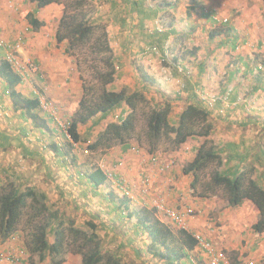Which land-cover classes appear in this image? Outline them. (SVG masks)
Returning a JSON list of instances; mask_svg holds the SVG:
<instances>
[{
	"label": "trees",
	"instance_id": "obj_1",
	"mask_svg": "<svg viewBox=\"0 0 264 264\" xmlns=\"http://www.w3.org/2000/svg\"><path fill=\"white\" fill-rule=\"evenodd\" d=\"M95 1L97 4L114 3L111 0H29L35 5V9L26 15L33 30L38 31L44 26V22L36 17L37 12L52 4L61 5L63 14L58 22L56 41L58 44H66L65 53L76 59V66L80 69L83 64L85 68L91 64L95 65L92 68L93 74L96 75L101 88L92 93L88 92V87L85 86L86 79L81 77L84 91L74 110L73 117L67 120L69 138L56 127L57 123H55V127L51 126L52 117L42 115L38 97L25 96L17 89L23 82L22 75L13 70L10 62L0 50V79L6 85L14 109L21 111L24 121H30L34 125L33 127L39 131L43 130L52 137L62 134L66 141L65 144L71 148L74 145L70 139L75 144L87 143V149L94 153L107 151L116 144L122 145L123 150L130 149L128 141L137 132L139 122L144 124V137L150 146L149 152L157 151L159 144L163 143H167L170 149H179L191 139H204L194 159L182 170L184 175L192 177L191 191L193 195H196L197 186L201 183V173L213 163L223 166V155L226 152L224 149L214 147L211 141V146L207 147L209 145L208 138L210 139L213 131L209 111L200 102H190L184 105L177 120L172 121L171 115L175 104L173 101L163 99L160 103L152 104L153 101L146 97L144 90L129 92L127 88L120 90L109 88L116 82L118 68L109 42L107 27L97 21L94 16L96 11L93 3ZM122 1L117 4L127 6L124 13H128L131 17L136 14L139 20V24H136V27L140 25L137 28L138 38L136 37L135 41L142 46L141 49L139 48L140 50L147 47L152 53L162 56L167 50L166 44L169 37H175L177 43L180 39L185 41L195 31L191 25V15L196 5L191 4L186 7L187 18L191 20L190 31L187 33L178 32L177 26L175 29L178 9L185 0ZM189 1L192 4H197L200 0ZM128 19L129 17L121 18L124 22ZM156 22L161 27L157 26L152 31L148 23L156 24ZM232 30L224 25L221 27V24L217 28L216 25L210 33V38L214 39L225 33V36L231 37V39L223 41V45L235 50L238 36ZM188 55L195 56L196 53L191 50ZM180 58L176 55L174 61L164 63L171 69L173 64H176V73L187 75L186 69L184 72H178ZM88 70L89 68L86 69V71ZM137 71L142 84H153L154 81L145 75L139 66ZM37 87L39 93L42 94V89ZM183 90L185 89H181V91ZM122 107H127V112L122 116L117 115L118 110ZM111 116L112 118L116 116L117 119L112 121L110 120ZM93 119H99L98 124H103L104 129L97 134L95 141L91 142V139H86L79 132V126L87 125ZM91 136L90 133L87 138ZM54 152L58 157L65 158L67 156L62 153V148L56 145H54ZM229 152L231 154L229 155V164H233L232 162L237 160L236 153L231 150ZM75 157L71 156L70 162L63 159L61 166L75 167L74 163L76 165L77 162V157ZM229 167L211 174L205 192H216L218 189H223L228 206L231 208L240 207L245 202L252 203L259 212V219L252 228L255 235L260 236L264 234V188L260 183L253 181L250 178V173L246 170H237V167L235 169L230 165ZM79 176L81 179V172H79ZM84 180L91 185L92 190L98 196L97 198L101 197L105 203L113 206L112 213L116 216L115 218L128 222L130 228L134 230V239L141 237L144 241L143 247L135 249V253L140 259L147 258L151 264H207L206 261L203 263L200 258L196 259L194 251L198 247V241L190 231L173 229L166 223V219L157 215L154 208L146 206L141 209L131 208L132 201L122 192L116 194V191L112 190L110 192L114 193L113 195L99 194L103 193L99 189L109 181L108 174L104 169L97 167L86 171ZM37 193L34 189L21 190L12 182L0 187L1 241L4 242L12 238L23 219L26 218V246L30 256H39L38 260L41 264H64L69 253L79 255L81 257L80 264H134L125 261L118 251L105 249L98 233L99 224L94 220H88L85 223L86 228L79 227L75 220L66 219L58 212L49 211L46 196ZM29 201L31 202L29 203ZM52 236L53 242L50 243L49 239ZM47 256H49V261L43 263ZM26 264L36 263L29 259Z\"/></svg>",
	"mask_w": 264,
	"mask_h": 264
},
{
	"label": "crops",
	"instance_id": "obj_2",
	"mask_svg": "<svg viewBox=\"0 0 264 264\" xmlns=\"http://www.w3.org/2000/svg\"><path fill=\"white\" fill-rule=\"evenodd\" d=\"M4 1L5 0H0V34L4 29L2 26L5 19L8 17L12 18V11L9 8L11 6H15V3L11 2V6L9 5L10 7H8V3H5ZM111 1H113L114 3L104 4L103 2V5L97 4V2L95 1V4H97V11L94 15L95 18L99 21H103L105 18H109L113 23L119 21L120 26L115 28V31H113L112 33L113 35H111L110 33V26L108 28L110 38L112 37L114 40H120V37L122 35L126 36V34L129 32L130 37L135 36L138 38L137 28L140 25L136 27V24H139V20L136 14H133V16L131 17L128 15V13H124L127 6L117 4L118 2H123L122 0ZM252 1L254 2V4L250 7L249 0H239L240 4L247 10V13L249 14H243L244 17H238L237 13L235 16H237L236 20L237 22L239 21V23L230 21L233 23V28L230 29H233V33L238 36V44L235 50H233L229 46L223 45V41L231 39V37L225 36V33L216 36L214 39L210 38V33L217 25L213 22L214 14L217 13L213 12V10H215V7H211L210 9V6L206 7V3L203 4L204 9L202 6L195 7V12L191 16V25L195 28V31L188 39H186V42L189 41V46L191 45L190 50H194V53H196V55L190 56L188 59L184 60L183 63L179 62V64L183 66L186 65L185 69L186 71H188L187 75L177 74L176 64H173L172 69L165 65H162V62H172L174 61V58H176L175 37H169V41L166 44L167 50H165L164 55H162L163 57L158 53H152L147 47L140 50V47L142 46H139L137 49L136 46L138 45V42H135L136 46L135 44L130 45V47H133V50L129 51V58H126V56L122 57L120 54L119 56H117L116 54L115 59L116 62L119 63L125 62L130 64L131 62H133L137 65V62H140L139 67L142 69V72L154 81L153 84L147 83L148 85L142 84L139 79L134 82L135 79L133 80L132 77L130 78V76H132L134 73H131L130 75L122 73L128 72L126 71L127 69L125 68V66L123 65L121 69L117 66L118 70L120 69L117 76H121V80H125V88L132 89L133 85L138 86L141 84V90L144 89V92L148 91V94L150 95L149 100L154 102L163 101V99H168L169 97L172 98V101L175 104L180 103L179 101L181 100L182 104H187L190 102H200L202 105H204L210 113V122L213 125V131L210 138L214 141L215 139L218 141L219 148L221 150H226V152L224 153L225 155H223V167L228 168L230 165L235 169L237 167V170H246L250 173V178L257 183H260V185H262L264 188V64H262V62H264L263 29L259 32V35L261 37L259 35L255 36L254 38L251 37L253 35H256L254 31L257 26L254 23H258L260 27H264V17L259 16V12L264 10V0ZM221 2H225V6L223 9H227V12L233 10L234 8H237V6L232 5V0H221ZM188 5H190V3L186 5L184 3L181 4L176 15L177 21L175 20V29L176 25L178 23H181V27L177 29L178 32L180 31L181 33H187L190 31L189 26L191 20H188L186 16V6ZM16 8H21V12L19 13L18 18L21 17L27 20L26 15L29 12L34 11L35 5L30 3L29 0H22L18 2ZM106 8L110 9V13H112L111 15L105 16ZM209 9L210 11H208ZM62 14L63 7L59 4H52L37 12L36 17L44 23H50L51 21H53L54 23L56 22L58 24ZM254 14L258 15L254 16L255 18L248 16ZM221 15L225 16L228 14L222 13ZM126 17H129L128 21L124 22L123 20H121V18ZM245 22L249 23V26L244 25ZM128 26L129 29H127V33H122V31H124ZM148 26L152 31H154L157 27L155 23H148ZM148 26L146 25V27ZM29 27L31 28H29V30H31L30 32H35L37 34L38 31L41 32V29L44 26L38 31L33 30L30 24ZM122 27L124 28V30H122ZM250 31H253V33H251ZM52 41L65 53V43H63L65 45L58 44L56 39ZM199 41L203 44L199 43ZM186 42L184 44H186ZM123 50L126 53L125 55H128V44L125 45V48ZM138 52H141V54H138ZM44 67L47 74V79L43 83L48 80V85H46L44 89L41 86L40 88L43 92L44 90L47 91L45 93L46 96L47 94H49V97L54 101L58 100L63 104L62 101L66 102L65 97L70 95L68 93L69 87H67V78H65L64 72L65 63H63V61H57V59H55L54 57H49ZM132 72L138 73L136 66L133 68ZM0 84V107H2L4 110L7 109L5 112L0 110V122H3L9 117L13 118L8 121L10 124L8 134L5 131L3 132L1 130V127H3V125L0 124V170L3 172V174L10 176L12 174V171H14V163H17L18 165L19 162L22 164H24L25 162L27 166L22 168L24 170L22 171V175L19 176L15 171L14 175L11 176H14V178L17 180L20 179L19 182L33 183L31 186L33 188L30 189L35 190L39 188L40 190L38 189L39 191L37 194H44L46 196V203L49 211H55L61 214L57 208H59V205H63L64 199L71 200V203L68 202V208H70V206H73V208L75 209L81 210L82 208L83 210H85L87 209V207L92 205L96 208V213H94L93 209H91L92 211H87L86 213L88 214V216H91L89 220H94V222L98 223L97 219L105 214L110 222V226L106 225L105 228L111 230L112 232H115L114 235H116L118 233L117 229L119 228V230H122L123 228L122 226L116 228V226H119L122 222L120 223V219L115 218L116 216L113 215V206L105 203V201L101 197H99L100 199L97 198L98 196L96 195L94 190H92L91 185L85 182L84 175L86 171L85 173H83L80 169H78L79 163L78 159L76 158L77 153L72 152V150L74 151V149L65 144L66 141L62 134L52 137L43 130H40L39 134L36 135L35 133L30 132L29 127L27 128V126L32 125V123L30 121H24L22 116L23 113L14 109L13 102L9 97L8 90H6V85L1 79ZM26 88V84H24L23 81L17 89L25 96H35L34 93L30 92ZM181 89L189 90L181 91ZM133 90H135V88H133ZM212 97H216V102L214 107L210 108L207 104V101H210ZM176 98L178 99L177 101ZM126 112L127 107H122L120 108V110H118L117 115L122 116ZM7 113H9L8 116ZM44 113V115L42 114L44 117H51L48 113ZM14 118L22 119V123L18 127H16L14 124ZM110 120L114 121L115 118H110ZM98 122L99 119L91 120L90 127L88 126L89 129H86L87 127L80 125L79 132L81 133V130H84V132L81 133L83 137H85L86 139H94L95 135H97L104 129L103 125L102 127H100V129L95 130V128L98 127L96 126ZM53 123L51 124V126L55 127V122L53 121ZM22 128H25V130H22ZM90 128L92 129L90 130ZM228 129L232 131L229 132ZM90 133H92V136L90 138H87V135H90ZM54 145L62 148V153L66 154L67 156H65V158H63V156L58 157L54 152ZM12 147L15 148V151L14 149H12ZM120 148L124 147L120 145ZM229 150L236 153L237 160L233 161V164H229V155H231ZM9 151H12V156L8 153ZM69 152L71 154H68ZM71 156H76L75 158L77 159V162L75 161L76 165L74 163L75 167L65 168L64 166H61L63 162L62 160L65 159L66 161L68 160L70 162L69 158ZM6 161L12 162V164L7 163ZM159 161V164L167 163L160 158ZM159 164H149V175L146 170H141L139 175H142V172H145L147 176H150L152 178L153 183L151 184V191L152 197L154 199H164L168 195H175L176 206H179L177 195L180 188H178L177 185L179 186L180 184L174 181V178L171 174H169V172H161ZM119 165H123V163L121 162L119 163ZM59 167L61 169H64V171L66 172L62 176L60 172L56 173L59 171ZM127 168L129 169V178L130 180H132L131 184L132 186H134L132 188H135L136 192H140V189L142 187V178L145 175H142L140 179L138 178L139 166L133 167L131 165H127ZM68 171H71L70 176L68 175ZM74 171L75 175L73 177L72 172ZM79 172H81L82 175L81 179L79 176ZM17 180H13L10 182L15 184L14 181ZM68 180L72 181V185L74 184L75 186L76 184V186H78V193H66V189L70 188V183L68 182ZM47 182L50 183L49 186L55 188V186L58 185L62 188V190L60 189L58 193H49L47 190H50L51 187H47ZM112 184L114 183H112L111 180L108 181L103 187L99 189L100 192H103L99 194L105 196H109L110 194L113 195L114 193L110 192L114 190L111 187ZM168 185H174L177 192L174 190V193H167L166 187ZM170 191L171 190H169V192ZM59 199H61L62 201H60ZM30 202L31 201H29V203ZM243 205H241L240 207H242ZM51 207H54L55 209H51ZM147 207L151 208L150 205H147ZM108 212L110 213L109 215ZM196 221L197 220L190 222L192 230L194 231L199 228L203 229L205 224L202 225L203 222L201 220L199 221V223H195ZM99 222L102 223V220H100ZM227 229L228 228H225L223 232H225ZM229 233L230 231L227 232L228 235ZM14 239L15 235L14 237L5 241V244ZM52 240L53 236L52 239L50 237L49 242L52 243ZM135 249L136 247L134 248V252ZM196 252H198V249L194 251V253ZM255 253L260 254L261 258L253 257L248 259L247 261H244V257H241V255L237 257L236 255L231 260V263L250 264L251 262H254L255 264H264V260L262 258L263 253L258 252V250ZM27 254L30 260L34 259V257L37 256H30V252H28ZM135 255L137 254L135 253ZM202 257V260H204L205 262L207 258L205 257V255H202ZM137 258L139 259L138 255ZM46 259L49 260V256H47Z\"/></svg>",
	"mask_w": 264,
	"mask_h": 264
},
{
	"label": "rangeland",
	"instance_id": "obj_3",
	"mask_svg": "<svg viewBox=\"0 0 264 264\" xmlns=\"http://www.w3.org/2000/svg\"><path fill=\"white\" fill-rule=\"evenodd\" d=\"M19 1H22V0H14V1L5 0L4 1L5 3H8V7L11 6L10 4L11 2L15 3V6H11L9 8L12 11L11 12L12 18L8 17L5 19L3 26H2L5 30L3 29V31L1 32L0 38L4 39L8 43H14L15 41L21 40L22 48L17 52V59L19 63L22 65V67L20 68L19 66L18 68L17 66L15 65L14 66L16 69L19 70L20 73H23L24 84H26V87H27L26 89L32 93L37 92L36 90L37 86L39 87L41 86L44 89L46 85H48V80L45 83L43 82L47 79V74H46L44 66L49 57H54L55 59H57V61L59 62L63 61V63H65L64 72H65V78H67L66 84H67V87H69L68 93L70 94L65 97L66 102L62 101L63 102L62 104L58 100L54 101L52 98L49 97V94H47L46 96L45 93L47 91L44 90V92H42V97L44 100L43 102L49 103L48 104L49 108H48V111H46V113H48L49 115L55 116L56 119L60 121V122L57 121L58 124H56V127H58L60 131H62L60 124L64 125V123H67V120H69L68 118L73 117L72 113H74L75 108H77L78 106V102L81 100L83 96L84 89L82 88L81 77L86 79L85 86L88 87L87 88L88 92L92 93L101 88V85L98 83L96 75L93 74L94 72L92 68H94L95 65L91 64L88 67L89 70L86 71V69L88 68H85L83 64L82 65L83 70L80 69L79 67L76 66V59L73 56L66 55L62 51V49H60V47L54 44L52 40L56 39L55 34L57 31V27H58V24L56 22L54 23L53 21H51L50 23H44V27L41 29V32L38 31L37 34L35 32H30L31 30H29L30 27H29L28 21L21 17L18 18L19 13L21 12V8L18 9L16 8V6ZM188 3L192 4L189 0L184 1L185 5ZM204 3H206V7L210 6V9L211 7H215V10H213V12H217V13L214 14V17L219 18L221 21H223L224 19L228 20L227 23H224V22L218 23L213 20V22L217 24V28H218V25L220 24H221V27L224 25V26H227L228 28H233V23L230 21H233L234 23L237 22L236 20L237 16H235L237 13H238V17H244L243 14H249L247 13V10L240 4L239 0H232V5L237 6V8H234L233 10L228 11V12H227V9H223L225 6V2H221V0H216V1L215 0H200L197 2V4L193 3L192 5L202 6L204 9V6H203ZM253 4L254 2L252 0H249V6L251 7ZM93 5L95 8V11H97V8H96L97 4H95L94 2ZM210 9L208 11H210ZM263 9H264V5H263ZM222 13H227L228 15L223 16L221 15ZM259 13L261 14V15L259 14V16L264 17V10L260 11ZM111 14L112 13H110V9L106 8L105 16H108ZM257 15L258 14L248 15V16L254 17ZM186 16H187V13H186ZM97 21L99 20L97 19ZM100 22L102 24H105L107 27L108 38H109L111 48L113 49L114 55L117 54V56H119L120 54L122 57L126 56V58H129L130 57L129 51L133 50V47H130V45L135 44L136 42L135 41L136 37L135 36L130 37V32L127 33V29H129V26L125 30L122 27V30H124L122 31V33H127L126 36L122 35L120 37V40L119 39L114 40L112 37L110 38L108 28L110 26V33L111 35H113L112 33L113 31H115V28L120 26L119 21H116V23H113L109 18H105L103 21H100ZM237 23H239V21ZM254 24H256L257 27L255 28V31H254L256 35L251 36L253 38L259 35V32L262 31V29L264 31V27H260L258 23H254ZM244 25L249 26V23L245 22ZM176 26L180 28L181 23H178ZM250 32L253 33V31H250ZM202 39H205V38H202ZM185 42L186 40L182 41V39H180L179 42L176 43V55L181 57L179 60V62L181 63H183L184 60L188 59L190 57L188 54L191 53L190 52L191 45L189 46V41H187L186 44H184ZM199 43L203 44L200 41ZM127 44H128L129 50H127L128 55H125L126 53L124 52L123 49L125 48V45ZM139 46L140 45L138 44L136 48L138 49ZM251 52H252V49H251ZM138 54H141V52H138ZM116 63L120 69L122 68L123 65L127 69L125 70L128 72H122V73L129 74V75L131 73H134L132 76H130V78L132 77L133 80L135 79L134 82H136L139 79L138 73L132 72V71L135 66L136 67L139 66L140 62H137V65L136 63L134 64L133 62H131L130 64L125 63V62H121V63L116 62ZM162 65L166 66V63L162 62ZM181 66L185 69L186 65L185 66L181 65ZM120 69L118 70V72L120 71ZM125 85H126L125 80H121V76L120 77L117 76L115 84H113L109 88L120 90V89L125 88ZM140 86L141 84L138 86L133 85L132 89L127 88V90L129 92H133L135 90H141ZM90 87H92V89H90ZM133 88H135V90H133ZM146 92H144V94L146 93L145 95L149 99L150 95L148 94V91ZM79 94H82V95H79ZM168 100L172 102V98L168 97ZM158 102L160 103L162 101H158ZM179 102L180 103L174 104L173 113L171 115L172 121L177 120L179 113L182 111L184 105H186V104H182L181 100ZM152 104H154V101L152 102ZM0 110L5 112L7 109L4 110L2 107H0ZM44 112L42 110L43 115L45 114ZM8 115L9 113H7V116ZM11 119L13 118L9 117L5 119L3 122H0V124L3 125V127H1V130L3 132L5 131L7 134H8V130L10 127V124L8 121ZM21 123H22V119L14 118V124L16 127H18ZM33 126H34L33 124L28 125L27 128L29 127V131L35 133V135L39 134V130L34 128ZM83 126L87 127L86 129H89L88 126L90 127V122L86 126L85 125ZM96 126L98 127H96L95 130H98L100 129V127L103 126V124L99 125L97 123ZM91 129L92 128H90V130ZM231 131L232 130H229V132ZM83 132L84 130L83 131L81 130V133ZM96 137L97 135H95L94 139H91V142L95 141ZM203 141L204 139H197V140L191 139L179 149H170V146L167 143H163V144H159L160 146L158 147L157 151L149 152L150 146L147 143L146 138L144 137V124L143 122L141 123L139 122V125L137 127V132L128 141L129 146H130V149L128 150H123V148H120V145L116 144L111 149H108L107 151H104L101 153L100 152H97V153L89 152L88 154H86L84 151L87 148V143H81V144L78 143L74 145L73 147L74 151L72 150V152L77 153L76 156H77L78 163H79L78 169H80L83 173H85V171H90L97 167L99 168L102 167V169H105L107 173L113 175L111 180H112V183L114 184H112L111 187L116 191L117 194L121 192V189H119L120 184L125 189L127 188L130 191H133L134 193L138 194V200L135 203L131 202L130 204L131 208H135V209H141L144 206L147 207V205H150V207H152L151 203L154 200V198L152 197L151 185L149 188V192L146 195L143 194L144 192L142 191V188L140 189V192H136L135 188L134 189L132 188L134 186H132L131 184L132 180H130L129 178V169L127 168V165H131L133 167L139 166L138 175L140 174L141 170H146V172L149 175V172H148L149 164H152L151 161L149 160L150 155H158L161 160H164L166 162L174 161L173 170L171 169L168 172L169 174L172 175V177L174 178V181L180 184L179 185L180 187L177 185V187L180 188L178 191V195H177L179 206H176V196L175 195L173 196L168 195L166 196V198L162 200L165 202V204L168 207L174 210H179L186 206L191 207L195 210V215L193 217L194 219H192L191 221L197 220L195 223H199V221L201 220L203 222L202 225L205 224V226L203 227V229L199 228L193 231L191 228V225L189 224V228H188L189 231L191 233L193 232L194 235H201L205 239L212 242L213 245L217 248V250L221 253L222 257L228 260L230 264H232L231 260L236 255L237 257H239L240 255L241 257H244L245 258L244 261H247L248 259L253 258V257L261 258V255L255 252L258 250V252L263 253L264 255V234L257 236L255 235L253 228H252L253 225L259 219V212L256 210V208L249 202L244 203V205L240 208L238 207L231 208L230 206H228V203L225 197V192L223 189H218L216 192H207V193L205 192L206 191L205 188L207 187L208 182L210 181L211 174L214 173V171L223 170L224 169L223 166H219L217 163H213L207 169H205L200 175L201 183L197 186L196 195L192 194L191 182L193 179L191 176L184 175L182 170L186 165H188L194 159L195 154ZM208 141H209V145L207 147H210L211 144L214 147L216 146V148L219 147L218 141L216 139L214 141L213 139L208 138ZM210 141H211V144H210ZM12 149H14L15 151L14 147H12ZM133 149H137L139 153L136 151H133ZM11 152L12 151H9L8 153L12 156ZM120 161L123 163V165H119V163H121ZM7 163L12 164V162H7ZM16 165L17 163H14V171H12L11 175H14L16 171L17 174L21 176L22 171H24L22 168L26 167L27 164L25 162L24 164L19 162L18 165L17 166ZM59 172L61 173V176L64 173H66L64 169H61L60 167H59V171L56 173H59ZM70 172L68 174L69 176H70ZM142 173H143L142 175L147 176L145 172H142ZM11 175L10 176L5 175L0 170V187L4 184H7L10 181L17 180L14 178V176H11ZM74 175H75V171L72 172L73 177ZM142 175H139L138 178L140 179ZM150 179L152 180L151 177ZM17 181H14L15 185L16 187H20L21 190L25 191L28 188L29 189L33 188L31 187L33 183L19 182L20 179H18ZM68 182L70 183V185L68 184L70 188L66 189L67 191L66 193H78V189H77L78 186H76V184L75 186L74 184L72 185L71 180H68ZM152 183H153V180L151 184ZM47 184H48L47 185L48 187L50 183L47 182ZM50 187L51 186H49V188ZM166 188H167V193H174V190L176 191L174 185H168ZM38 189H35V190L38 192L40 190ZM60 189L62 190L61 187L56 185L55 188L51 187V189L47 191L49 193H58ZM169 190L171 191L169 192ZM203 193H206V194H203ZM59 200L62 201L61 199ZM68 202L71 203V200L64 199L63 205H59V208H57L59 212L61 213V215L66 219L75 220L77 223L76 224L77 226L85 227V223L91 218V216H88L86 212L92 211L91 209H93L94 213H96L95 211L96 208L93 207L92 205L87 207V209L85 210H83L82 208L81 210L75 209L73 208V206H70V208H68L67 207ZM51 209H55V208L51 207ZM159 217L161 218L160 215ZM97 220L99 224L98 233L102 236L101 237L102 243L106 250H111L115 252L118 251V253L122 256V258L129 263L133 262L134 264H151L149 262V259L147 258L138 259L137 255H135L134 248L140 247V246L143 247L144 241L141 239V237L137 238L136 240L134 239V234H135L134 230L130 228V225H128V222L126 220L124 222L120 220V223L121 222L122 223L119 226H116V228L120 226H122L123 228L122 230H119L118 228L117 229L118 233L116 235H114L115 232H112L111 230H108L105 228L106 225L110 226L108 217L105 214L103 216H100V218H98ZM100 220H102V223L99 222ZM166 221H167L166 223L171 225L173 229L176 228V226L171 221L167 219ZM26 227H27L26 218H24L17 232L15 233L14 240H11L7 244H5V241L3 242L0 240V251L6 252V253L9 252V253H13L17 255L20 251L25 250L24 256L21 258L22 262L25 264L29 260V256H27V253L29 251L26 246V230H27ZM225 228H228V229L225 232H223ZM228 231H230L229 235L227 234ZM194 255H196V259H199V258L202 259L203 258L202 255H204V253L200 249H198V252L194 253ZM263 255H262V258L264 260ZM32 261L35 262L36 264H40L38 260V256H35L34 259H32ZM47 261L49 260L46 259L43 263H46ZM201 261L204 262V260H201ZM80 263H81V257L79 255L69 253L67 255V261L64 264H80ZM11 264H14V263H11Z\"/></svg>",
	"mask_w": 264,
	"mask_h": 264
},
{
	"label": "built area",
	"instance_id": "obj_4",
	"mask_svg": "<svg viewBox=\"0 0 264 264\" xmlns=\"http://www.w3.org/2000/svg\"><path fill=\"white\" fill-rule=\"evenodd\" d=\"M214 21L218 23L228 22L227 19H224L223 21H221L217 17H214ZM156 26H158L159 28L161 27L158 22H156ZM21 48H22L21 40L15 41L14 43H8L4 39L0 38V50L4 52V55L6 59L10 62L13 70L23 75V73H20L19 70L15 68V66H17L18 68L19 66L20 68L22 67V65L19 63L17 59V52ZM177 68L180 73L185 71V69L181 66V64L178 65ZM35 94L39 96L40 105H41L42 110L45 112L48 111L49 103L43 102L44 101L43 97L38 91ZM215 102H216V97H212L210 101H207V104L209 105L210 108H212L214 107ZM50 116L54 119V122L56 121L57 124L58 122H60L56 119L55 116L53 115H50ZM67 126H68V123H64V125L60 124L62 131L65 133L66 137L69 138ZM73 145H75V143H73ZM133 151H136L139 153L137 149H133ZM84 152L88 154L90 151L86 148ZM149 160L151 161L153 165L159 164V161H158L159 159L156 155L150 156ZM173 164H174V161H169L163 165H160V171L168 172L169 170L173 169L174 167ZM107 174L109 178H112L113 176L112 174H109V173ZM151 182L152 180L150 179L149 176L143 177L141 188H142V191L144 192L143 193L144 195H146L149 192ZM119 189H121V192L124 194V196L129 198L132 202L135 203L138 200V194L134 193L133 191H130L127 188L125 189L124 187L121 186V184L119 186ZM151 204H152L151 205L152 208L156 210L157 215H160L162 219H167L171 221L178 229L188 230L191 220L194 219L193 217L195 215V210L191 207H184L179 210H174L168 207L162 199H154ZM194 236L196 240L198 241L197 249H200L204 253L205 257L207 258L206 260L207 264H230L228 260L222 257L221 253L217 250V248L213 245L212 242L205 239L201 235H194ZM23 256H24V251L19 252L17 255L13 253H9V252L6 253L3 251H0V264H11V263L24 264L21 260ZM250 264H255V263L251 262Z\"/></svg>",
	"mask_w": 264,
	"mask_h": 264
},
{
	"label": "clouds",
	"instance_id": "obj_5",
	"mask_svg": "<svg viewBox=\"0 0 264 264\" xmlns=\"http://www.w3.org/2000/svg\"><path fill=\"white\" fill-rule=\"evenodd\" d=\"M214 19V18H213ZM21 75V74H20ZM22 78H23V75H22ZM23 81H24V78H23ZM36 90L39 92V89L36 87ZM35 94V93H34ZM42 95V94H41ZM33 97H38L39 98V96H37L36 94H35V96H33ZM40 109L42 110V108H41V106H40ZM53 119V118H52ZM115 119H117V117L115 116ZM54 120V119H53ZM150 156H152V155H150ZM150 156H149V158H150ZM157 157H158V159H159V156L158 155H156ZM159 161V160H158ZM159 163H160V161H159ZM153 165V164H152ZM159 165H163V164H159ZM111 180V178H109V181ZM112 181V180H111ZM186 207H188V206H186ZM152 208V207H151ZM188 231H189V229H188ZM15 235V234H14ZM194 235V234H193ZM14 237V236H13ZM24 252H25V250H24ZM27 253V252H26ZM27 256H28V254H27ZM25 264V263H24Z\"/></svg>",
	"mask_w": 264,
	"mask_h": 264
}]
</instances>
